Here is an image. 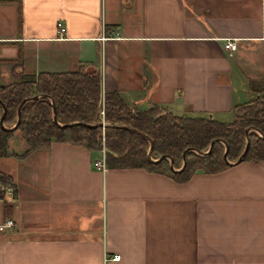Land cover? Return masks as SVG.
Listing matches in <instances>:
<instances>
[{"label":"crops","instance_id":"1","mask_svg":"<svg viewBox=\"0 0 264 264\" xmlns=\"http://www.w3.org/2000/svg\"><path fill=\"white\" fill-rule=\"evenodd\" d=\"M80 62L128 107L231 115L264 95V0H0L1 84ZM23 151L0 158V264H264V160L175 182L68 142Z\"/></svg>","mask_w":264,"mask_h":264},{"label":"trees","instance_id":"2","mask_svg":"<svg viewBox=\"0 0 264 264\" xmlns=\"http://www.w3.org/2000/svg\"><path fill=\"white\" fill-rule=\"evenodd\" d=\"M100 82L97 69L80 62L71 71L19 74L13 81L0 83V113L1 105L5 109L4 128L0 127V158L7 154L8 138L16 130L24 144L22 155L45 148L50 141L68 142L90 151L103 149L104 164L108 168L139 167L166 175L175 182L187 180L196 170L215 173L234 164L245 137L248 144L242 160H264V95H251L246 102L233 105L231 119L219 121L207 115H176L156 107H128L117 92H101ZM33 95L38 97L31 98ZM25 97L28 99L19 108L18 122L10 128L15 122L16 108ZM50 103L56 123L51 120ZM100 120L124 125L136 132L110 125H83ZM73 121L83 124L61 126ZM140 134L151 141L149 160L145 154L148 141ZM213 139L216 140L209 151L199 154L206 151ZM186 148L190 150L184 152L180 167ZM5 185L12 186V180L0 172V186ZM2 208L6 211L8 204L3 202Z\"/></svg>","mask_w":264,"mask_h":264},{"label":"water","instance_id":"3","mask_svg":"<svg viewBox=\"0 0 264 264\" xmlns=\"http://www.w3.org/2000/svg\"><path fill=\"white\" fill-rule=\"evenodd\" d=\"M37 97H38L37 95H33L31 98H37ZM27 99H28L27 97L21 99L19 105H18L17 108H16L15 122L11 125L10 128H14V127L16 126V124H17V122H18L19 108H20L21 104H22L23 102H25ZM50 105H51V120H52L53 122L56 123L55 116H54V108H53L52 103H50ZM4 110H5V109H4V106L1 105V113H0V127H1V128H4L3 125H2V116H3ZM73 123L83 124V123L78 122V121H73V122H69V123L61 124V126H63V125H70V124H73ZM83 125L88 126V127H93V126H95V125L100 126V127H104L105 125H110V126H113V127H117V128H125V129H127V130H130V131L136 132L134 129L128 128V127H126V126H124V125H119V124H117V123H109V122H107V121H103V120H100V121L97 122V123H93V124H83ZM245 133H246V130H245ZM138 134H139V133H138ZM140 135L148 141V149L146 150V153H145V154H146L147 159L149 160V159H150V157H149V149H150V146H151V141H150V139H149L146 135H142V134H140ZM215 140H216V139H213L212 141L209 142L206 151H204V152H198V153H199V154H204V153L208 152L209 149H210V147H211L212 142H214ZM247 144H248V143H247V138L245 137V139H244V144H243V147H242V150L240 151V153H239L238 156L236 157L235 161L233 162L234 164L242 160L243 155H244V153H245V151H246V148H247ZM187 150H190V148H186V149H184L183 152H182V159H181L180 167L183 166V163H184L183 154H184V152L187 151ZM225 150H226V146L224 145V150H223V152H222L223 157H225ZM163 156H164V155H162L161 157H163ZM168 158H169V157H168ZM169 160H170V158H169ZM180 167H179V168H180ZM179 168H177L176 170H178Z\"/></svg>","mask_w":264,"mask_h":264},{"label":"built area","instance_id":"4","mask_svg":"<svg viewBox=\"0 0 264 264\" xmlns=\"http://www.w3.org/2000/svg\"><path fill=\"white\" fill-rule=\"evenodd\" d=\"M55 26L57 29V34H58L57 36L60 37L61 33L64 30V26H63L61 21H56ZM223 46L225 48L233 49L235 44H234V42L228 40V41H225L223 43ZM100 113L102 114V111H100ZM91 167L98 170V171H101V172H103L105 170L106 166L104 164L103 149L98 151L97 155L91 159ZM0 189H2L3 193L8 195L9 197H11V195L13 194V191H14L13 187L11 185L0 186ZM11 226H12V220L11 219H4L3 221L0 222V230L4 229L6 227H11ZM110 258L112 260H117L118 255L113 254Z\"/></svg>","mask_w":264,"mask_h":264},{"label":"rangeland","instance_id":"5","mask_svg":"<svg viewBox=\"0 0 264 264\" xmlns=\"http://www.w3.org/2000/svg\"><path fill=\"white\" fill-rule=\"evenodd\" d=\"M158 109H160V108H158ZM230 119H231V115L229 114V115H226V116H221V117H219V119H215V120L229 121ZM101 137H102V135H101ZM17 138H20V137H19L18 131L15 130V131L12 132L11 136L8 139L14 140V139H17Z\"/></svg>","mask_w":264,"mask_h":264}]
</instances>
